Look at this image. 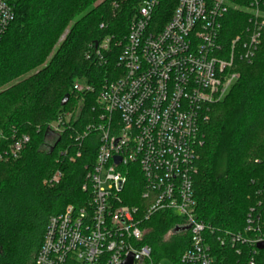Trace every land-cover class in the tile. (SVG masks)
Returning a JSON list of instances; mask_svg holds the SVG:
<instances>
[{
    "label": "trees",
    "instance_id": "1",
    "mask_svg": "<svg viewBox=\"0 0 264 264\" xmlns=\"http://www.w3.org/2000/svg\"><path fill=\"white\" fill-rule=\"evenodd\" d=\"M144 1L10 0L15 19L0 41V154L22 134L29 141L18 157L0 159V264H34L50 217L89 199L90 190L83 185L96 158L98 135L92 133L81 142L70 137L89 121L101 83L122 71V43ZM176 4L161 0L159 23L170 20ZM241 5L249 3L241 0ZM250 18L246 9L229 11L221 36L225 47L236 35L247 33ZM106 38L110 46L101 59L97 50ZM236 68L238 80L223 99L203 107L199 121L197 216L214 229L206 236L215 264H250L252 257L255 264H264V249L254 255L249 242H220L226 231L247 239L264 236V30L253 61H237ZM76 80L92 84L95 93H76ZM66 94L70 98L62 106ZM82 98L83 109L71 129L56 137L50 124ZM56 172L62 173L59 182H45ZM137 178H130L124 194L127 204H142ZM249 214L256 220L251 231ZM184 226L185 221L170 211L145 221L143 242L151 246L156 263L191 264L182 260L190 247V231H175Z\"/></svg>",
    "mask_w": 264,
    "mask_h": 264
},
{
    "label": "built area",
    "instance_id": "2",
    "mask_svg": "<svg viewBox=\"0 0 264 264\" xmlns=\"http://www.w3.org/2000/svg\"><path fill=\"white\" fill-rule=\"evenodd\" d=\"M243 1L249 5H241V0H177L165 24L157 17L161 0L142 3L122 43V71L101 83L89 121L70 137L81 142L92 133L98 135L96 158L83 185L90 190L89 199L50 217L34 264H122L130 253L133 264H168L156 263L151 246L143 242L145 221L160 211L173 212L189 226L184 262L216 263L206 236L214 229L197 216L199 121L203 107L223 99L240 77L237 61L251 63L261 45L264 0ZM14 7L0 0V41L15 19ZM231 9L248 10L251 26L225 47L221 36ZM109 46L110 38L104 39L97 53L101 56ZM73 89L81 95L96 90L82 80H76ZM83 99L50 124L56 137L71 129ZM28 141L22 134L0 159L18 157ZM61 176L56 172L45 182H59ZM134 176L140 178L142 204L125 202ZM247 224L248 231L255 230L252 214ZM241 241L251 243L255 255L264 238L247 239L228 231L220 237L222 245ZM250 264H255L254 257Z\"/></svg>",
    "mask_w": 264,
    "mask_h": 264
},
{
    "label": "water",
    "instance_id": "3",
    "mask_svg": "<svg viewBox=\"0 0 264 264\" xmlns=\"http://www.w3.org/2000/svg\"><path fill=\"white\" fill-rule=\"evenodd\" d=\"M69 98H70V95H69V94H66V95L63 97L62 101H61V105H62V106H65V105L68 103ZM116 161H117V162H120L121 159L118 157V158H116ZM188 229H189V226L177 227V228L175 229V231H176V232H179V231H184V230H188ZM257 248H258L259 250H263V249H264V241L258 243ZM133 262H134V255H133V253H130V254L126 257V259L123 261L122 264H133Z\"/></svg>",
    "mask_w": 264,
    "mask_h": 264
},
{
    "label": "rangeland",
    "instance_id": "4",
    "mask_svg": "<svg viewBox=\"0 0 264 264\" xmlns=\"http://www.w3.org/2000/svg\"><path fill=\"white\" fill-rule=\"evenodd\" d=\"M8 1H10V0H8ZM67 33H68V29L65 30V31H64V32H63V33L57 38L56 43H55V45H54V48H56V47L58 46V44H60V43L65 39ZM261 237L264 238V236H261Z\"/></svg>",
    "mask_w": 264,
    "mask_h": 264
}]
</instances>
